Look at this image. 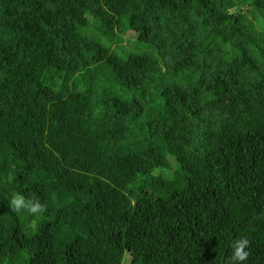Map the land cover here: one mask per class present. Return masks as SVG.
<instances>
[{
    "label": "trees",
    "instance_id": "16d2710c",
    "mask_svg": "<svg viewBox=\"0 0 264 264\" xmlns=\"http://www.w3.org/2000/svg\"><path fill=\"white\" fill-rule=\"evenodd\" d=\"M126 254L264 264V0H0V264Z\"/></svg>",
    "mask_w": 264,
    "mask_h": 264
},
{
    "label": "rangeland",
    "instance_id": "374dc122",
    "mask_svg": "<svg viewBox=\"0 0 264 264\" xmlns=\"http://www.w3.org/2000/svg\"><path fill=\"white\" fill-rule=\"evenodd\" d=\"M88 20H89V26L87 28V33L88 35L95 40L100 41L102 44L108 46V47H114L115 50L117 49V47H121L123 50L135 53V52H140L141 50H143V48L145 49L144 52H149L151 49L149 46L147 45H143L142 49L140 47H136L133 43H131L128 40V37L130 39H133L134 34H125V29L123 30H119L116 29L113 32H110L102 23H100L99 21H97L96 19H94L92 16H90V14L87 15ZM159 173V172H156ZM142 179H139V182L137 185L141 186L142 184ZM136 185V184H135ZM151 186L149 184H144V187L146 188V190H148L149 192H155V188L152 186V189H150ZM132 186V185H131ZM149 189H148V188ZM130 189L132 190L133 187H130ZM161 193V192H160ZM129 263V255L126 254L125 259H124V264H128Z\"/></svg>",
    "mask_w": 264,
    "mask_h": 264
},
{
    "label": "clouds",
    "instance_id": "9594fccd",
    "mask_svg": "<svg viewBox=\"0 0 264 264\" xmlns=\"http://www.w3.org/2000/svg\"><path fill=\"white\" fill-rule=\"evenodd\" d=\"M10 206L13 211L16 212H25L30 215L42 214L45 211L43 205L38 201L33 202L32 200H26L22 195L14 194L13 198L10 201ZM248 241L246 239L238 240L234 242L233 246V260L245 261L248 252L244 249L247 246Z\"/></svg>",
    "mask_w": 264,
    "mask_h": 264
}]
</instances>
